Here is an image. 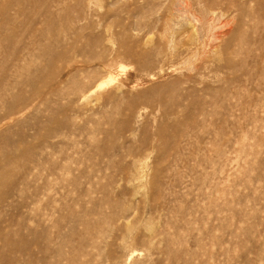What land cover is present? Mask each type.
Segmentation results:
<instances>
[{
	"label": "rangeland",
	"instance_id": "374dc122",
	"mask_svg": "<svg viewBox=\"0 0 264 264\" xmlns=\"http://www.w3.org/2000/svg\"><path fill=\"white\" fill-rule=\"evenodd\" d=\"M0 264H264V0H0Z\"/></svg>",
	"mask_w": 264,
	"mask_h": 264
}]
</instances>
